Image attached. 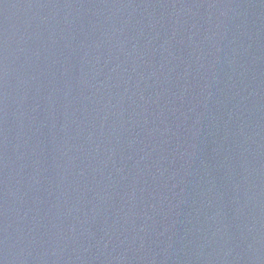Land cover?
I'll return each instance as SVG.
<instances>
[{"label": "water", "instance_id": "water-1", "mask_svg": "<svg viewBox=\"0 0 264 264\" xmlns=\"http://www.w3.org/2000/svg\"><path fill=\"white\" fill-rule=\"evenodd\" d=\"M0 264H264V0H0Z\"/></svg>", "mask_w": 264, "mask_h": 264}]
</instances>
